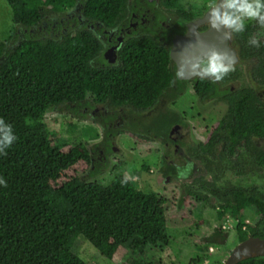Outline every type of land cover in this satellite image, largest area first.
Returning a JSON list of instances; mask_svg holds the SVG:
<instances>
[{"label": "trees", "instance_id": "1", "mask_svg": "<svg viewBox=\"0 0 264 264\" xmlns=\"http://www.w3.org/2000/svg\"><path fill=\"white\" fill-rule=\"evenodd\" d=\"M183 1L160 0V7L184 20L201 15L202 9L191 10ZM5 2L12 25L23 29V37L15 36L12 26L8 38L0 42V118L13 126L17 136L0 156V176L7 181V187H0V264H88L78 255L80 238L110 261L124 253L143 256L148 249L168 246L167 208L161 196L137 189L123 174L108 185L82 180L85 170L89 178L97 174L90 169L86 143L100 138L98 128L85 129L73 143L53 136L40 121L50 109L76 114L77 107L88 111L97 106L125 107L137 112L155 107L176 81L168 48L156 36L126 37L117 52L118 63L108 64L101 57L102 44L89 29L58 38L37 35L44 23L50 29L53 19L75 7L101 32L118 28L129 19V0ZM245 31L239 41L254 52L250 23ZM261 45L264 48V42ZM259 59L257 68L264 75V57ZM248 100L236 99L230 105L229 125L237 134L264 129V109L258 111ZM108 134L103 133L104 144L110 142ZM223 202L211 242L220 238L221 226L230 219L237 221L239 240L246 239L243 211L264 214V194L235 189ZM208 204L205 197L201 208ZM247 228L251 236L264 239V225ZM238 264H264V257Z\"/></svg>", "mask_w": 264, "mask_h": 264}, {"label": "flooded vegetation", "instance_id": "2", "mask_svg": "<svg viewBox=\"0 0 264 264\" xmlns=\"http://www.w3.org/2000/svg\"><path fill=\"white\" fill-rule=\"evenodd\" d=\"M216 2L218 0H214L206 7L202 6L201 15L184 20L166 13L160 7V0H129L127 23L111 30L104 29L102 32L97 25L88 24L78 7L65 12L58 20L53 19L51 36L59 35L60 29L64 34L82 28L91 30L102 44L101 57L108 64L118 63L117 52L126 37L137 36H156V40L168 48L174 63L176 81L171 85V89L163 91L155 107L145 112H137L125 107L97 106L91 111L92 118L98 115L94 118L97 122L93 124L99 131L101 130L100 138L94 141L96 149L88 148L90 169L96 171L95 177H101L110 169L123 168L122 161L125 162L128 156H125L118 147L117 138L120 134L131 131L129 123L138 119L140 121L155 119L163 128L159 127L156 133L151 132L149 128L146 131L144 126L143 129L147 135L144 138H148L146 142L155 143L161 152L159 171L157 175L155 174L157 183L155 185L160 191L165 192L166 188L171 186L178 191L183 190L185 195L200 207L201 202L207 197L209 204L205 208L217 211L223 205V200L232 197V190L255 189L258 193L264 194V129L254 128L246 134L240 132L237 134L229 125L230 105L236 99L241 101L250 99L248 101H253L258 111L264 109V75L257 68L260 63L259 57H264V48L261 45L264 42V26L254 20L246 21V24L250 23L252 38L259 43V47L255 46L254 52L243 48L239 41V38L245 37V30L233 33L227 38L221 36L218 52L227 53V62L233 67L222 80L200 79L192 74L178 78L176 75L177 64L171 52L173 40L184 37L189 24L202 19L210 10V6ZM210 27V23L206 21L197 25L195 31L202 34ZM43 28L47 31L45 23ZM18 36L23 37L20 27ZM203 59L205 57L199 56L192 58L191 61H195L196 64ZM100 64L97 61V65ZM195 64L185 67L194 68ZM114 129H118L119 132ZM122 130L124 132L121 133ZM105 131H109L110 142L107 144L102 142ZM89 173L88 171L86 175L89 176ZM163 199L165 200L164 197ZM248 210L253 211L257 219L254 224L244 219L246 226H243V230L247 234L246 239L253 237L248 226L257 229L264 225L263 213L259 210L246 209L243 214ZM223 225L218 242L226 245L229 234L224 230L229 229H225ZM234 235L238 242L234 247L245 240H239L235 228ZM232 249L228 250V256Z\"/></svg>", "mask_w": 264, "mask_h": 264}, {"label": "rangeland", "instance_id": "3", "mask_svg": "<svg viewBox=\"0 0 264 264\" xmlns=\"http://www.w3.org/2000/svg\"><path fill=\"white\" fill-rule=\"evenodd\" d=\"M212 1L208 0H184L183 3L191 10L200 9L202 6H208ZM204 8V7H203ZM12 12L5 2L0 0V42H4L8 38L11 27L15 28L14 34L18 35V26L12 25ZM49 27V25H48ZM47 27V28H48ZM23 32V29L20 28ZM59 30V29H58ZM37 35L42 37L58 38L63 35L61 29L59 35L51 36L50 29L46 31L43 27L37 29ZM48 33L45 35V33ZM57 33V31H56ZM11 44V43H10ZM76 114L68 110L50 109L40 119L51 132L53 136H58L66 141L75 142L76 139L82 135L83 131L92 127L94 132L98 129L93 124L94 118L91 116V111H86L83 107L76 108ZM206 113L204 117H206ZM159 120V119H158ZM211 122H209L210 126ZM140 125V126H138ZM156 133L160 127V123L155 119H147L138 121L134 120L129 123L128 127L131 131L122 133L117 138L118 147L128 156L122 163L123 168L116 170H109L101 177L89 178L85 170V174L81 176L83 181L92 182L98 181L103 185L110 184L118 175L123 174L129 178L133 185L143 192H153L155 194L163 195L165 198V205L167 208V233L169 236V245L166 247L156 246L148 249L146 255L130 256L129 253H124L116 257L115 260H109L103 257L88 241L80 238L81 243L78 255L88 264H130V260L138 264H194L193 261L199 259L195 264H223L228 257V250L230 251L238 242L234 235V228L237 226V221L228 220L224 225L225 233L229 234L227 244L218 242H211L213 240L211 235L214 229L218 226L217 210L204 208L185 195V191H178L176 188L167 187L165 192L160 191L155 185L156 178L159 171V159L161 152H159L158 145L155 143H147L148 138L144 129ZM163 128L162 126L160 129ZM133 129V130H132ZM119 132L118 129H114ZM99 131V130H98ZM101 131V130H100ZM102 135V133H101ZM96 141V140H95ZM97 145L94 141L86 143L87 149L90 147L95 150ZM144 166V167H143ZM150 170H145V168ZM136 174H139L136 176ZM152 184V185H151ZM157 184V183H156ZM157 186V187H156ZM181 193V195H180ZM245 218L249 223L254 224L257 217L252 211L244 213ZM245 220V221H247ZM223 234V233H222Z\"/></svg>", "mask_w": 264, "mask_h": 264}, {"label": "clouds", "instance_id": "4", "mask_svg": "<svg viewBox=\"0 0 264 264\" xmlns=\"http://www.w3.org/2000/svg\"><path fill=\"white\" fill-rule=\"evenodd\" d=\"M207 20L212 28L223 32L226 38L233 33L243 32L248 20H254L264 26V0H218L210 6ZM249 44L259 47L255 38L250 39ZM227 61V53L213 51L208 57L198 61L194 68H187L181 58L178 60L176 75L178 78H184L192 74L200 79L220 81L233 70L232 64ZM16 140L13 126L0 118V156L6 155V150ZM0 187H7V181L2 176H0Z\"/></svg>", "mask_w": 264, "mask_h": 264}, {"label": "water", "instance_id": "5", "mask_svg": "<svg viewBox=\"0 0 264 264\" xmlns=\"http://www.w3.org/2000/svg\"><path fill=\"white\" fill-rule=\"evenodd\" d=\"M207 15L208 12L202 19L191 22L188 26V32L184 37H178L173 40L171 52L176 64H178V60L182 58L184 64L189 65L192 64V58H199V56L206 58L213 51H220L219 45L221 41H219V39H222L221 36L224 35L223 32L220 34L219 31L212 28V26L202 34H198L195 31L197 25L208 21ZM110 51L113 52V50ZM259 257H264V239L248 237L232 249L223 264H238L244 260Z\"/></svg>", "mask_w": 264, "mask_h": 264}, {"label": "bare ground", "instance_id": "6", "mask_svg": "<svg viewBox=\"0 0 264 264\" xmlns=\"http://www.w3.org/2000/svg\"><path fill=\"white\" fill-rule=\"evenodd\" d=\"M194 64V61H192V64L191 65H193Z\"/></svg>", "mask_w": 264, "mask_h": 264}]
</instances>
